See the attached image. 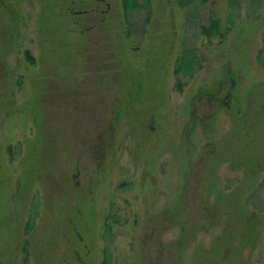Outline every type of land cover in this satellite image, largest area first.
<instances>
[{"label": "rangeland", "instance_id": "obj_1", "mask_svg": "<svg viewBox=\"0 0 264 264\" xmlns=\"http://www.w3.org/2000/svg\"><path fill=\"white\" fill-rule=\"evenodd\" d=\"M177 1L0 0V264H264V0Z\"/></svg>", "mask_w": 264, "mask_h": 264}, {"label": "trees", "instance_id": "obj_2", "mask_svg": "<svg viewBox=\"0 0 264 264\" xmlns=\"http://www.w3.org/2000/svg\"><path fill=\"white\" fill-rule=\"evenodd\" d=\"M206 2L207 0H178L177 4L180 8L185 10V22L190 23L192 20L195 21L199 33L205 39L216 37L218 41H221L227 34L229 27L228 25L221 27L219 19L211 16L202 19L200 11ZM226 3L228 8L234 9L237 6L238 0H226ZM120 5L122 12L127 14L128 12L136 10L149 9L150 0H120ZM260 53L261 49L256 55V59L258 60V63L264 64L260 57ZM203 61V56L198 54L195 49L182 48L175 61L173 74L190 78L201 68ZM182 84L181 80L177 78L175 82L177 90L181 88Z\"/></svg>", "mask_w": 264, "mask_h": 264}]
</instances>
